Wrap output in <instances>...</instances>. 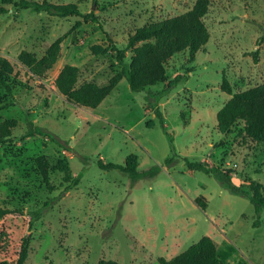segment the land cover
<instances>
[{
  "label": "rangeland",
  "instance_id": "rangeland-1",
  "mask_svg": "<svg viewBox=\"0 0 264 264\" xmlns=\"http://www.w3.org/2000/svg\"><path fill=\"white\" fill-rule=\"evenodd\" d=\"M45 1L74 3L96 20L0 3L8 9L0 14V55L10 62L12 88L10 96L0 88V103H10L0 109V125H14L0 143V208L14 211L0 218V264H15L25 244L24 264H159L158 257L170 258L202 236L216 242L222 264H264V205L257 218L247 196L184 162L214 165L236 185L264 186V143L244 140L240 123L220 132L216 121L231 97L220 87L222 75L232 93L264 83V0H208L202 20L209 38L193 59L187 49L169 58L167 80L183 77L162 97L148 96L163 88L160 82L130 90L111 45L126 48L136 28L180 15L196 0ZM61 36L50 68L39 72L19 58L26 51L38 60L44 43ZM64 65L77 68L76 86L116 83L95 108L73 103L55 86ZM150 106L158 108L167 133ZM29 122L69 151L47 136H26ZM130 155L138 170L152 173L132 181L95 162L124 164ZM60 159L79 178L67 191L55 168ZM39 161L47 165L52 190ZM34 211L41 215L30 225Z\"/></svg>",
  "mask_w": 264,
  "mask_h": 264
},
{
  "label": "trees",
  "instance_id": "trees-1",
  "mask_svg": "<svg viewBox=\"0 0 264 264\" xmlns=\"http://www.w3.org/2000/svg\"><path fill=\"white\" fill-rule=\"evenodd\" d=\"M0 3H12L20 9H30L36 12L45 11L48 14L60 17L77 15L92 22L96 20L93 13H82L74 3L59 5L45 0L41 2L37 0H0ZM207 8L208 0H196L190 10L180 15L136 28L128 37L126 48H117L111 45L113 58L120 67V74L126 79L132 92L142 91L146 87L160 82L163 83V88L156 93L149 92L148 96L162 97L170 92L180 81L183 75H176L173 79L167 80L164 65L173 54L183 49H187L189 59H193L195 53L206 44L209 33L202 17L206 13ZM7 11L8 9L0 4V14ZM62 39L63 36L52 43H44L45 52L38 60L26 51H22L19 54V58L25 64L36 66L37 71L42 72L54 64L61 48ZM128 49H130L131 54L128 57V61H126ZM10 73V62L6 57L0 55V88L5 92L6 96H10L12 92ZM76 77L77 68L71 65H64L57 74L55 86L69 101L90 108H95L116 83L115 80H111L102 86H76ZM220 87L226 93L231 94V97L216 114L218 130L220 132H227L240 123L241 126L238 129V133L242 135L244 140L264 143V83L244 91L232 93L229 81L222 75ZM9 105L10 103H0V109L6 108ZM151 108L154 109V114L160 119L161 127L165 131L158 108ZM28 125L30 129L27 131L26 136L33 134L47 136L53 143L69 151L65 143L42 131L39 127L33 126L31 122ZM13 126V122L9 121L0 125V143L10 133L9 128ZM170 142L172 143L171 140ZM171 161V157L165 159L167 164ZM95 162L98 168L102 170L115 169L126 173L132 181L152 173L150 169L138 170L137 160L134 155L127 157L124 164L105 162L101 157H97ZM184 162L189 170L214 174L221 186L226 188L230 193L247 196L254 205L257 218L259 217L264 205L263 185L252 180L246 185H236L230 179L228 173L218 169L214 165L189 161L187 159H184ZM38 168L45 186L48 190H52L53 186L48 178L46 163L39 161ZM55 168L62 173V179L66 182L63 191L70 190L78 184L79 178L71 174L70 167L65 159L58 160ZM247 186L251 189L250 195H247L244 189ZM197 204L202 208L205 206L202 200H198ZM13 212V210L0 208V218ZM38 212L34 211L31 213L30 225L40 217L41 211ZM26 255L27 249L25 244L21 247L15 264H24ZM157 261L159 264H222L217 252V244L209 236H202L182 252L170 258L158 257ZM96 264L117 263L112 259H100Z\"/></svg>",
  "mask_w": 264,
  "mask_h": 264
}]
</instances>
